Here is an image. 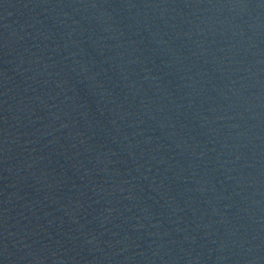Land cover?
<instances>
[{"label": "water", "instance_id": "95a60500", "mask_svg": "<svg viewBox=\"0 0 264 264\" xmlns=\"http://www.w3.org/2000/svg\"><path fill=\"white\" fill-rule=\"evenodd\" d=\"M0 264H264V0H0Z\"/></svg>", "mask_w": 264, "mask_h": 264}]
</instances>
